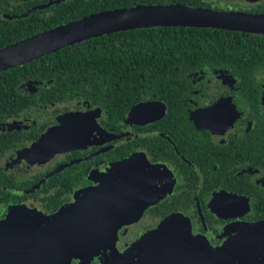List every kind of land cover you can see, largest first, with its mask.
Here are the masks:
<instances>
[{"label": "flooded vegetation", "instance_id": "af4514ba", "mask_svg": "<svg viewBox=\"0 0 264 264\" xmlns=\"http://www.w3.org/2000/svg\"><path fill=\"white\" fill-rule=\"evenodd\" d=\"M66 1L0 0L4 7L0 17L9 12L19 17L34 10H44L43 15H48L51 5ZM221 7L264 13V0H225ZM221 74L229 77L232 85L221 81ZM190 75L198 86L190 108V116L198 112L197 118H191L194 128L176 126L170 120L159 124L167 106L151 98L137 104L163 102L165 111L161 118L132 122L128 121V114L117 131L102 123L100 107L86 101L55 115L48 109L38 110L32 116L15 117L0 124V133L16 139L0 153V165L12 182L7 191L16 195L7 202L0 200V221L14 205L38 209L41 215L49 217L40 224L45 231L39 240V257L44 261L33 263L30 259L25 264H62L59 253H68L70 246L60 236L51 244L46 239L50 235L49 224L62 217L54 219V215L72 207L84 190L99 185V179L110 172L113 163L133 155L161 165L172 177V184L161 199L144 208L137 221L119 226L116 232H105L107 237L116 235L115 246L121 253L136 244L132 253L127 254L131 263L264 264V227L259 231L249 229L251 224L264 222V65L246 78L209 65ZM27 82L22 88L29 90ZM70 111L96 112L98 123L113 136L99 135L98 141L86 146L53 154L43 146L20 154ZM11 122L14 124L8 127ZM34 157L43 159L34 161ZM37 184L40 185L31 191ZM50 194L55 199H48ZM167 217L183 222L185 227L191 226V230L154 231ZM107 244L99 242L100 252L89 264L116 259ZM223 249L227 251L211 255ZM71 260L77 264L79 258Z\"/></svg>", "mask_w": 264, "mask_h": 264}, {"label": "trees", "instance_id": "16d2710c", "mask_svg": "<svg viewBox=\"0 0 264 264\" xmlns=\"http://www.w3.org/2000/svg\"><path fill=\"white\" fill-rule=\"evenodd\" d=\"M170 3L224 10L214 5V0H68L51 5L48 15H43L44 10H34L19 17H13L14 12L0 17V48L103 10ZM1 4L0 9L4 8ZM204 65L239 73L244 78L257 73L264 65V34L212 27L154 26L121 30L68 45L0 72V124L32 116L38 110L48 109L55 115L86 101L100 107L102 123L117 131L138 102L151 98L167 106L159 124L170 120L176 126L194 128L190 108L198 86L190 74ZM26 81L29 90L22 88ZM251 86L254 88V83ZM10 141L16 139L0 133V153ZM10 182L0 165V184L8 187L12 186ZM14 197L0 187V200L7 202ZM48 199L55 197L50 194Z\"/></svg>", "mask_w": 264, "mask_h": 264}, {"label": "water", "instance_id": "95a60500", "mask_svg": "<svg viewBox=\"0 0 264 264\" xmlns=\"http://www.w3.org/2000/svg\"><path fill=\"white\" fill-rule=\"evenodd\" d=\"M154 26L212 27L264 34V13L194 7L181 3L139 4L103 10L40 31L0 48V72L92 37ZM164 109L163 102L139 103L131 109L128 121H154L164 115ZM195 114L198 112H193L191 118H197ZM59 120L58 125L48 129L41 139L35 142L33 149L44 146L53 154L86 146L95 139L98 141L99 135H104V138L113 136L98 123L96 112L70 111L60 116ZM171 184L170 174L161 165L151 164L145 158L133 155L117 161L113 163L110 172L99 179V185L84 190V194L78 196L72 207L54 215V219L62 217L57 223L52 221L49 224L50 235L46 237L47 242L55 243L60 236L67 242V247L70 246L68 253H59L62 264H72L71 258H79L77 264H89L99 254L98 245L102 240L109 242L107 245L117 256L116 259L102 264H133L127 254L132 253L136 244L121 253L115 246L116 235L113 233L107 237L106 233L116 232L119 226L137 221L144 208L161 199L169 191ZM0 187L7 189L1 184ZM148 193L151 195L146 196ZM41 214L38 209H28L22 205L9 208L6 216L0 221V264H25L26 260L30 259H33V263L44 261L39 257V240L40 236L44 237L42 234L45 231L40 224L49 217ZM261 227H264V222L249 225L250 230L256 231L261 230ZM186 229L191 230V226L185 227L183 222L167 217L154 231ZM226 251L227 249H223L211 255ZM209 253L207 255H210ZM18 254L22 255V258L16 259ZM26 255L29 258H23ZM31 255L36 257L31 258Z\"/></svg>", "mask_w": 264, "mask_h": 264}, {"label": "rangeland", "instance_id": "374dc122", "mask_svg": "<svg viewBox=\"0 0 264 264\" xmlns=\"http://www.w3.org/2000/svg\"><path fill=\"white\" fill-rule=\"evenodd\" d=\"M224 1L225 0H214V4H217L218 6H220L221 7V5L224 3ZM223 2V3H222ZM222 76H221V81H226L227 83H229L230 85H232V83H233V81L229 78V77H227L226 75H224V74H221ZM217 77H220V75L219 76H216V78H215V80L217 79ZM14 124V122H11V123H7V126L8 127H10V125H13ZM4 127H6V125L4 126ZM42 137V136H41ZM41 137H40V139H41ZM39 139V140H40ZM38 140V141H39ZM34 145H35V143L34 144H32L30 147H28V148H26L25 150H23V152H20V154L21 153H28V152H32V151H34V150H36V149H33L34 148ZM44 147V146H43ZM45 148V147H44ZM39 149V148H38ZM41 159H43V158H38V157H34L33 158V160L34 161H41ZM31 161V160H30Z\"/></svg>", "mask_w": 264, "mask_h": 264}]
</instances>
